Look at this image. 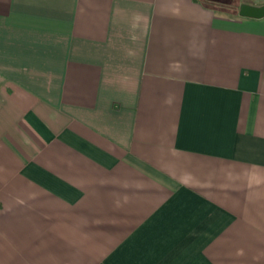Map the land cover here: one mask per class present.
I'll use <instances>...</instances> for the list:
<instances>
[{"label": "crops", "instance_id": "1", "mask_svg": "<svg viewBox=\"0 0 264 264\" xmlns=\"http://www.w3.org/2000/svg\"><path fill=\"white\" fill-rule=\"evenodd\" d=\"M211 1L0 0V264H264V17Z\"/></svg>", "mask_w": 264, "mask_h": 264}, {"label": "water", "instance_id": "2", "mask_svg": "<svg viewBox=\"0 0 264 264\" xmlns=\"http://www.w3.org/2000/svg\"><path fill=\"white\" fill-rule=\"evenodd\" d=\"M237 13L242 17L262 18L264 17V4L253 5L249 3H241L238 6Z\"/></svg>", "mask_w": 264, "mask_h": 264}, {"label": "trees", "instance_id": "3", "mask_svg": "<svg viewBox=\"0 0 264 264\" xmlns=\"http://www.w3.org/2000/svg\"><path fill=\"white\" fill-rule=\"evenodd\" d=\"M211 2L216 3V5H219V6H224L225 8L229 10H233L236 8L238 1L237 0H214ZM242 2L247 3L246 0H242Z\"/></svg>", "mask_w": 264, "mask_h": 264}]
</instances>
